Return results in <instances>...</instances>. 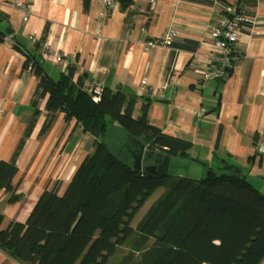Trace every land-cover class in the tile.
<instances>
[{"label": "crops", "instance_id": "obj_1", "mask_svg": "<svg viewBox=\"0 0 264 264\" xmlns=\"http://www.w3.org/2000/svg\"><path fill=\"white\" fill-rule=\"evenodd\" d=\"M24 1L26 14L13 0H0L2 27L13 32L0 42V162L11 160L33 119L37 79L23 69L26 57L16 43L35 54L53 80L71 68L73 83L84 77L83 85L98 83L103 90L136 96L133 118L148 102L150 125L191 144L189 158L175 169L196 164L193 179L200 176L198 166L218 170L227 163L264 195V152L258 150L264 142V0H126L123 9L119 0H107L112 7L89 0L87 10L82 0ZM227 4L242 7L251 23L240 29L239 58L230 73L204 80L207 62L218 55L209 32ZM168 30L175 33L168 47L144 50L145 42L162 39ZM46 100L38 101L39 115L16 160L12 184L22 201L7 204L8 195L0 191V229L23 224L54 181L63 191L93 151L94 138L62 114L40 134ZM0 264L19 263L0 252Z\"/></svg>", "mask_w": 264, "mask_h": 264}, {"label": "trees", "instance_id": "obj_2", "mask_svg": "<svg viewBox=\"0 0 264 264\" xmlns=\"http://www.w3.org/2000/svg\"><path fill=\"white\" fill-rule=\"evenodd\" d=\"M125 1L119 0L122 9ZM82 3L87 10L89 0ZM5 19L0 13V42L8 37L2 27ZM14 48L25 55L23 69L33 73L37 86L30 104L33 119L11 160L0 162V191L8 195L6 203L23 199L12 180L39 115L40 99L47 97L40 134L62 114L94 142L63 191L60 182L48 186L23 224L10 222L0 229V252L19 264H264V195L245 175L227 163L218 170L205 167L199 181L169 172L159 176L134 171L129 151L143 146L149 155L169 156L172 163L189 158L191 144L150 125L148 102L137 118L136 96L103 90L94 103L83 87L84 77L72 82L74 69L53 80L35 54H26L27 48L16 43ZM109 124L126 133L118 156L101 141ZM149 163L146 160L143 168ZM159 187L165 192L132 229L135 214ZM2 221L0 216V226ZM120 248L129 254L114 263L111 258Z\"/></svg>", "mask_w": 264, "mask_h": 264}, {"label": "built area", "instance_id": "obj_3", "mask_svg": "<svg viewBox=\"0 0 264 264\" xmlns=\"http://www.w3.org/2000/svg\"><path fill=\"white\" fill-rule=\"evenodd\" d=\"M153 3L154 0H150ZM104 3L112 7L114 4L107 0ZM12 5L18 8L22 13L26 14V4L24 0H13ZM26 17L23 21H26ZM251 23L249 17L245 14L242 7L234 4H227L222 8L216 23L212 26L209 32V37L213 48L218 52V55L212 57L207 62L204 68L203 79H221L228 74L233 63L239 58L238 51L235 49L240 29L243 25ZM175 33L168 30L162 39L149 40L144 43V50L150 51L156 47H168L172 43ZM56 60L60 61V56H56ZM146 82H142L145 86ZM84 89L90 95L94 103L99 102L100 96L103 93V86L98 83H87ZM259 152H264V142L258 148Z\"/></svg>", "mask_w": 264, "mask_h": 264}, {"label": "rangeland", "instance_id": "obj_4", "mask_svg": "<svg viewBox=\"0 0 264 264\" xmlns=\"http://www.w3.org/2000/svg\"><path fill=\"white\" fill-rule=\"evenodd\" d=\"M126 139V133L123 129L120 127L109 124L108 125V131L106 136L101 140L103 143H105L109 149V151L114 154L115 156H118L119 151L122 148V145ZM178 162L179 160H172V169L169 170V175L172 177H177L178 175H181L182 177H192L196 164H188L184 163L183 165H180L178 169H175L174 167H178ZM198 166V165H197ZM200 176H195L193 180L199 181L202 178L203 175V170L202 167L198 166ZM55 182L59 181H54L51 183L53 185ZM50 185V186H51ZM49 186V187H50ZM165 192L164 188H157L156 191L147 199V201L143 204V206L138 210V212L135 214L133 220L131 221L130 227L132 229H136L138 223L143 219V217L146 215L148 210L151 208V206L161 197V195ZM129 254V249L127 248H120L116 255L111 258L112 262L118 263L120 262L125 256ZM135 259H137V256H134ZM110 261V263H112ZM113 264V263H112Z\"/></svg>", "mask_w": 264, "mask_h": 264}, {"label": "water", "instance_id": "obj_5", "mask_svg": "<svg viewBox=\"0 0 264 264\" xmlns=\"http://www.w3.org/2000/svg\"><path fill=\"white\" fill-rule=\"evenodd\" d=\"M6 35H13V32L10 28L5 29ZM16 42L21 45H25V40L21 39L20 37H16ZM129 155L131 157V165L134 171L141 172V171H153L159 176H166L169 172L171 166V159L169 156H162L160 154H151L149 155L147 150L140 146L136 151H129ZM149 160L152 162L151 167L147 166L143 168V163Z\"/></svg>", "mask_w": 264, "mask_h": 264}, {"label": "flooded vegetation", "instance_id": "obj_6", "mask_svg": "<svg viewBox=\"0 0 264 264\" xmlns=\"http://www.w3.org/2000/svg\"><path fill=\"white\" fill-rule=\"evenodd\" d=\"M150 165H152V162H150L148 165H146L145 167H147V166H149V167H151Z\"/></svg>", "mask_w": 264, "mask_h": 264}]
</instances>
